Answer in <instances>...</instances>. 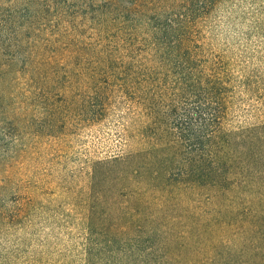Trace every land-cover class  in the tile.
<instances>
[{
  "label": "rangeland",
  "instance_id": "374dc122",
  "mask_svg": "<svg viewBox=\"0 0 264 264\" xmlns=\"http://www.w3.org/2000/svg\"><path fill=\"white\" fill-rule=\"evenodd\" d=\"M167 1L182 18L169 40L190 43L195 64L227 81L228 170H181L180 146L169 162L152 157L183 114L195 131L209 120L181 96L179 61L153 59L152 11L130 0H0V264H103L100 253L88 261L86 238L103 241L102 223L137 205V190H158L187 235L174 264H264V0Z\"/></svg>",
  "mask_w": 264,
  "mask_h": 264
},
{
  "label": "trees",
  "instance_id": "16d2710c",
  "mask_svg": "<svg viewBox=\"0 0 264 264\" xmlns=\"http://www.w3.org/2000/svg\"><path fill=\"white\" fill-rule=\"evenodd\" d=\"M129 1V0H126ZM187 2L193 0H185ZM167 0H130L128 9L140 7L141 13L153 12L155 18H160L159 26L151 29V38L154 39V60L161 64L177 59L171 69L181 68L183 74L180 87L181 95H189L199 119L205 111L209 114L207 123H202L201 129L193 130L189 114H183L184 119L176 124V135L173 138H155L151 143L152 157H162L169 162V153L175 146L187 150L189 158L185 159L181 170H228L231 150V131L223 125L226 114V104L229 87L223 78L222 72L212 64L197 65L192 55L190 43L180 40H169L177 37L178 23L182 19L167 5ZM184 0H181L183 3ZM152 7H155L153 10ZM150 18V16H149ZM161 38L162 40H158ZM179 64V65H178ZM181 64L186 65L183 71ZM190 70H187V69ZM189 74L192 76L190 77ZM187 81L189 84H186ZM138 104L149 111V115L156 114V107L147 97H139ZM169 113H176L172 104L167 108ZM201 124V125H202ZM143 129V128H142ZM142 129L139 131L142 132ZM205 131L208 134L204 135ZM152 141V135L150 137ZM161 155L158 152H162ZM134 154V153H133ZM159 155V156H158ZM130 154H127V157ZM133 157L134 155L131 154ZM126 155L123 157L127 158ZM180 170V168H178ZM215 185L224 189L227 178L218 172L215 174ZM137 205L134 207H119V218L115 222L102 223L103 241L94 240L90 234L86 238L85 253L88 261L92 255L98 256L103 264H174L180 256L179 250L185 245L186 234L177 229V222L168 219L164 213L163 201L159 191L137 190ZM148 197L149 199H146ZM144 203V204H143ZM263 219L259 218V247L264 248ZM97 233V232H96ZM170 246L174 249L170 250Z\"/></svg>",
  "mask_w": 264,
  "mask_h": 264
}]
</instances>
